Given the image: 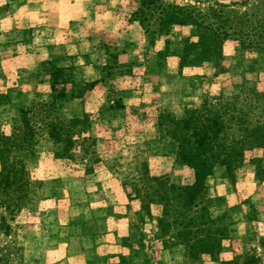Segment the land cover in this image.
<instances>
[{
  "label": "rangeland",
  "instance_id": "obj_1",
  "mask_svg": "<svg viewBox=\"0 0 264 264\" xmlns=\"http://www.w3.org/2000/svg\"><path fill=\"white\" fill-rule=\"evenodd\" d=\"M26 1L0 0V151L6 149L8 138L12 145L18 143L13 138L18 134L16 129L30 135L23 145L24 150L16 152L12 148L9 157L4 158L6 167L13 168V176L11 173L7 180H13V184L7 186L9 190L2 199L8 203L14 196L19 203L14 212L12 208L0 206V264H244L250 258L256 260L254 264H264V162L261 164L260 159H254L258 153L247 154L243 166L231 173L224 167H217L207 178L203 215L208 212L211 218L222 220L221 236L217 241L219 249L209 255L187 259L185 247H171L175 241L159 230L155 216L158 207H153L151 216L143 211L145 201L137 183L147 173L165 177L169 184L191 185L194 172L184 166L190 178L184 176L181 182L180 176L174 178V171L181 166L176 164L172 154H168L158 130L155 139L134 138L130 122L116 135V141H123L121 150L116 147L109 157H99L105 145L100 149L96 142L92 145L91 140H84L94 132L88 112L93 105L87 106V112L67 105L69 91L62 98L65 102L59 105L51 91V76L47 71L50 66L45 64L51 62V66L60 68L64 75L72 78L76 87L82 88L76 64L84 63L87 58L37 62L35 54L41 42L35 40V34L43 21L23 5ZM166 1L201 8L214 2ZM138 6L139 0H121L120 17L132 21ZM128 33L137 43L134 46L137 51L142 49L137 53L138 59L151 56L161 65L154 70L156 76L162 78L158 85L161 91L167 87L173 89L166 96V92L154 97L150 93L147 102L161 104L160 109L153 103L141 105L137 118L148 114L156 115L158 120L165 113L183 118L188 109L201 108L206 100L221 94H232L237 85L243 83L254 84L264 92V54L258 53L261 55L255 58L245 54L238 56L235 55L237 47L227 45L216 63L202 67L195 64L191 68L198 70L189 75L183 74L186 67L180 69L173 57L182 50L181 39L188 30L175 28L170 36H165L137 27L129 29ZM108 48L113 61L105 78L125 71L131 75L132 84L146 80L144 77L149 70H144L141 64L144 60L138 62L141 69L134 67V73H128L130 69L116 65L119 49ZM229 51L232 52L227 53ZM198 72L203 74H196ZM168 73L172 76V86L165 82ZM23 79L28 80L24 84L19 82ZM47 83L50 100L43 99L46 98L43 86ZM84 89L86 93L88 86ZM119 96V92L111 94L112 108L120 106ZM46 100L55 105L51 108L53 115L45 122H66L74 115L83 121L76 125L74 134L64 135L61 142L48 137V128L40 118H31V129L22 124L20 109L37 108ZM109 112L103 109L99 114ZM113 136L111 144L114 147ZM15 168H22L25 173L18 174ZM118 192L122 194V202L125 198L129 202L123 208L115 201ZM124 211L129 216V225L126 227L125 219L114 225V217Z\"/></svg>",
  "mask_w": 264,
  "mask_h": 264
},
{
  "label": "trees",
  "instance_id": "obj_2",
  "mask_svg": "<svg viewBox=\"0 0 264 264\" xmlns=\"http://www.w3.org/2000/svg\"><path fill=\"white\" fill-rule=\"evenodd\" d=\"M192 1L200 4L198 0ZM133 17L145 32L152 34L167 36L175 28L188 30L181 39L182 50L173 55L180 69L216 63L227 41L237 42L243 51L264 54V0H214L205 8L166 0H139ZM45 64L50 66L47 71L51 76L54 100L65 98L68 91L69 98L80 97L85 93L84 87L92 86L76 87L63 70L51 66V62ZM66 84L71 87L65 88ZM53 105L55 102H46L38 104L37 108H21L22 124L31 129V118H40L44 123L53 115ZM82 122L74 115L66 122L47 121L44 125L48 128V137L61 142L64 135L74 134L76 125ZM157 127L168 154L174 156L177 165L194 172V182L177 186L169 184L165 177L144 173L137 183L145 201L143 211L151 216L153 207H158L155 216L159 230L175 241L171 247H185L187 259L209 255L219 249L217 241L221 236L222 220L211 218L208 212L203 215L206 180L217 167H224L227 173L241 168L247 154L252 152L258 153L254 159H260L261 164L264 162V92L254 84L243 83L237 85L232 94H221L206 100L201 108L188 109L183 118L161 114ZM16 132L13 138L18 143L12 145L8 138L6 149L0 151V206L12 208L13 212L19 200L13 196V201L6 203L2 199L9 190L7 186L13 184V180L7 181L11 173L13 176V168L6 167L4 158L9 157L12 148L16 152L24 150L23 145L30 136L17 129ZM84 140H91L92 145L95 142L91 136ZM15 172L25 173L22 168H15ZM254 262L256 260L250 258L244 264Z\"/></svg>",
  "mask_w": 264,
  "mask_h": 264
},
{
  "label": "crops",
  "instance_id": "obj_3",
  "mask_svg": "<svg viewBox=\"0 0 264 264\" xmlns=\"http://www.w3.org/2000/svg\"><path fill=\"white\" fill-rule=\"evenodd\" d=\"M23 5L29 11H33L39 17L41 16L43 21L41 29L35 34V40L41 42L37 44V47L40 46L36 49L38 54H35L37 62L56 60L57 62H67L76 57L81 58L84 56L87 58L84 63L79 62V64H76L78 67V78L81 85L92 84V86L83 96L67 99L66 103L69 106H77L81 110L84 109L86 112L88 111L87 106L93 105L88 111L93 120L91 129L94 132L92 137L100 149H103V145L106 147L104 151L102 150L99 157H109L108 155H112L117 148L121 150L123 141H116L118 138L116 135H119L121 129L129 122L131 123L132 136L134 138L145 136L147 139H155L158 130L157 116H148L146 114L140 118L137 117L139 115L138 107L141 105L145 106L153 103L158 105L156 107L160 109L161 104H156L155 101L147 102V96L150 93L154 97L156 96L155 94L160 95L161 92H166L164 96L173 92L170 87L161 91L160 86H158L162 82L159 81L162 78H159V75L156 76L154 70L158 69V67L161 68L159 62L151 56L141 57V60L145 61L141 63L145 68L144 70H149L147 74L145 73L144 78L146 80L142 83L138 82V84H135L134 82L132 84L131 75L125 73V71L119 72V75H114L113 78H105V73L108 71L107 68L113 61L109 56V46L119 49L116 57V65L119 68L130 69L128 73H134V67H140L138 69H141V64L139 65L138 63L141 61L138 59L140 57L138 54L142 49L137 51V48L134 47L137 46V43L133 42V38L130 37L131 34L128 33L129 29H136L137 27L141 29V27L137 21H129L127 18L124 21L120 17L121 0H27ZM227 45L237 47V54L235 55L238 56L245 54L247 57L255 58L261 55L241 50L235 41H227L223 49H227ZM228 60L231 61L230 58ZM193 70L198 69L186 67L183 69V74L187 73L190 75ZM196 74L200 75L203 72ZM149 78L150 80H148ZM165 78L168 79L165 82L172 86L173 82L170 80L172 76L169 75ZM27 80L23 79L19 80V82L23 81L24 84ZM151 81H155V83H150ZM43 88H45L46 92V98L43 99L49 98L50 100L49 84H45ZM118 92L120 93V106L112 108L111 105L114 101L110 96ZM49 100L46 101L48 102ZM57 101L59 105L65 102L62 99ZM103 109H107L110 112L99 114L100 110ZM126 129L131 130L130 127ZM112 135L115 136V139L113 138L114 147L111 144ZM136 161V159L133 160V167ZM184 169L185 167L181 166L174 171V178L180 176V182L184 176L190 178V174ZM115 201L122 208L129 204L126 198L122 202V194L120 192L117 193ZM125 212H121L120 215L114 217V225L117 226V223H120L123 219L126 220L124 223L128 222V224H125L126 227L129 225V216H126ZM236 226L239 227L240 224L238 223Z\"/></svg>",
  "mask_w": 264,
  "mask_h": 264
}]
</instances>
